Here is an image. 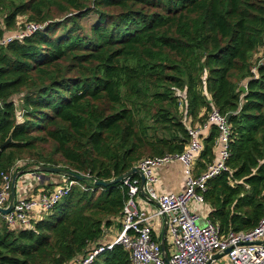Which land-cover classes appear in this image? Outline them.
I'll return each instance as SVG.
<instances>
[{"label":"trees","instance_id":"trees-1","mask_svg":"<svg viewBox=\"0 0 264 264\" xmlns=\"http://www.w3.org/2000/svg\"><path fill=\"white\" fill-rule=\"evenodd\" d=\"M19 17L45 27L0 45V145L11 137L0 182L27 159L21 170L63 167L82 174L84 188L30 228L11 229L0 213V264L88 255L127 199L122 181H93L181 152L187 123L213 108L230 125V156L202 192L207 219L225 234L264 218V0H0V37L22 26ZM216 135L212 126L196 175L214 158ZM88 264L131 263L115 245Z\"/></svg>","mask_w":264,"mask_h":264},{"label":"built area","instance_id":"built-area-1","mask_svg":"<svg viewBox=\"0 0 264 264\" xmlns=\"http://www.w3.org/2000/svg\"><path fill=\"white\" fill-rule=\"evenodd\" d=\"M20 22V28L0 37V45L15 39L22 40L45 27L42 23ZM21 114V111H16V118H20ZM187 124L189 139L181 152L143 157L134 166L144 175L146 202H155L157 210L149 212L138 208L142 201L145 202L140 197V179L131 174L125 176L122 184L127 188V199L120 215L121 227L117 235L111 241L96 246L85 257H78L73 264H88L96 255L115 245H121L128 252L131 264H207L213 254L222 253L227 248L230 250L224 256L231 264H264V218L251 230H230L225 234L220 233L218 226L209 219L205 220L203 226L197 224L200 219L197 206L205 203L202 192L206 182L227 169L231 129L227 117L216 108L208 113L203 123ZM212 126L217 130L212 146L215 156L205 170L196 175V161ZM173 161L183 166L185 188L179 192H162L158 188V170ZM17 165L22 166L24 163L18 160L11 173L1 174L0 207L7 206L11 178ZM28 173L39 181L43 180L38 171ZM63 176L64 181L62 179L51 189H42L34 195L15 196L11 210L6 214L1 213L7 226L11 229L30 228L33 220L49 212L72 187L84 188L79 180L69 175ZM160 215L166 216L165 247L168 262L164 260L160 241L153 236L152 223Z\"/></svg>","mask_w":264,"mask_h":264},{"label":"crops","instance_id":"crops-1","mask_svg":"<svg viewBox=\"0 0 264 264\" xmlns=\"http://www.w3.org/2000/svg\"><path fill=\"white\" fill-rule=\"evenodd\" d=\"M214 154V153H213ZM20 165H17L16 168L21 170ZM27 169V168H26ZM30 169V168H28ZM17 170V171H18ZM31 172V171H29ZM48 177H42L43 180H37L34 175L23 172L16 179V196L22 195H34L42 189L48 188L51 189L55 184L60 183L62 178L52 179L49 174H46ZM64 177V176H63ZM50 185L49 187H47ZM158 188L162 192H179L184 190L185 188V175L183 166L178 161H173L168 163L167 165L160 167L158 170ZM140 197H142L145 202H141L138 206L139 209L147 210L149 212H155L158 208L157 204L151 200L146 202V197L140 193ZM198 211L200 213V219L205 222L208 216V212L210 211L209 206L206 203L200 204L197 206ZM112 224L104 230L102 235L101 243H107L113 239L114 236L117 235L121 223L120 216H116L111 220ZM165 217L163 215L155 217L152 223L153 227V236L158 241H161V233L164 227ZM165 238H167L165 232ZM220 253L213 254L209 264H231L228 259L224 255H218ZM215 257V258H214Z\"/></svg>","mask_w":264,"mask_h":264},{"label":"water","instance_id":"water-1","mask_svg":"<svg viewBox=\"0 0 264 264\" xmlns=\"http://www.w3.org/2000/svg\"><path fill=\"white\" fill-rule=\"evenodd\" d=\"M241 90H245V87L244 86H241L240 87ZM9 142H11V137L9 136L1 145H0V148H2L3 146L7 145ZM38 171L39 175L41 177H48L46 174H50V173H61V174H64V175H69L77 180H83L84 176L81 175L80 173L78 172H75V171H72L70 169H66V168H63V167H59V166H51V165H47V164H40L38 165L37 167H34V168H31V169H28V170H18V171H15L13 174H12V178H11V191H10V196H9V199H8V203H7V206L5 208L3 207H0V213L2 214H6L8 213L12 206H13V202L15 200V196H16V189H15V185H16V179L17 177L20 175V174H23V172H28V171ZM132 173H136L139 175L140 177V192L142 193V195H144L145 197H147L145 191H144V175L143 173L136 167H133L132 169H130L128 172H126L125 174L119 176V177H116L115 179H112L110 181H101V180H94L93 183L97 186H101V187H105V186H109L111 184H115L117 182H120L123 180V178L129 174H132ZM165 217V220H166V216L163 215ZM165 232H166V223H164V227H163V230H162V233H161V241H160V247H161V250L163 252V257H164V260L166 262H168V255L166 253V247H165ZM230 250V248H227L226 250H224L222 253L216 255L215 257L219 256V255H225L228 251ZM214 257V258H215ZM209 264V263H207Z\"/></svg>","mask_w":264,"mask_h":264},{"label":"rangeland","instance_id":"rangeland-1","mask_svg":"<svg viewBox=\"0 0 264 264\" xmlns=\"http://www.w3.org/2000/svg\"><path fill=\"white\" fill-rule=\"evenodd\" d=\"M95 18H96V15H95L94 13H90L87 17H85V18L82 20V23H83V25H84L85 31H87V30H86L87 27H89V25H90L92 22L94 23ZM19 19H20V17H19ZM21 20H23V18H21L20 21H21ZM260 54H261V52H258V54H256V56H257V55H260ZM195 124H196V123H195ZM26 160H27V159H26ZM26 160H22V162H23V163H26ZM19 168H20V167H19ZM49 176H51L52 179L62 178L63 181H64L63 174H61V173H50ZM197 224H198L199 226H203V225L205 224V222H204L203 220H201V219H198V220H197Z\"/></svg>","mask_w":264,"mask_h":264}]
</instances>
